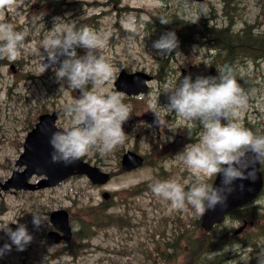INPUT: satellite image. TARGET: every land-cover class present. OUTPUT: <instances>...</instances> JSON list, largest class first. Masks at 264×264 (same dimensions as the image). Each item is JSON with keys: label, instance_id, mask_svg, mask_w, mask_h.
Segmentation results:
<instances>
[{"label": "rangeland", "instance_id": "374dc122", "mask_svg": "<svg viewBox=\"0 0 264 264\" xmlns=\"http://www.w3.org/2000/svg\"><path fill=\"white\" fill-rule=\"evenodd\" d=\"M78 1L82 3L80 9L74 10L79 15L72 18L83 19L97 15L96 21L87 25L99 34L105 41V46L101 51L105 59L113 69L112 82L104 86L106 93L115 92L114 82L122 66L131 70H143L149 73L153 72L157 77L150 85L154 90L153 95L138 100V103L126 104L129 108L135 106L139 111H147L150 108V98L155 100L159 97V103L164 106L168 103L167 95L164 94L168 88H175L185 76L191 75L193 81L196 77H209L206 51L193 48L190 55L180 53L176 56L172 54L170 66L167 73L160 80L158 74L159 55L153 48V42L160 39V34L156 27L147 29L145 21L149 19V14L156 12L157 9L167 5L172 11L179 14H185L187 21L193 20L196 23L200 18L213 17L220 25H226L228 15L226 11L233 13V19L237 21L235 27L241 28L246 23L254 24L260 30L264 29V0H230L229 6L234 8L225 9L227 0H203L200 4H206L208 7L207 16H200L198 6L185 8L186 0H65ZM36 0H20L16 10L0 13V22L7 15L9 23H12L17 30V26H22L21 30L26 32L24 44L20 56L16 60H11L10 64L0 65V184L12 179L16 172H21L16 166V162L23 152V142L31 123H34L41 107V103L55 101L57 108L65 109L68 103H72L79 98L80 92L67 89V82H64V90H60L61 84L57 82L54 72L47 75L43 73L42 60L43 50L42 41L46 36L51 35L49 31L53 28V23L46 24L43 19L37 21L33 19L35 12L31 5ZM73 17V16H69ZM87 23V22H86ZM48 29L46 30V28ZM62 31V28H61ZM179 51V50H178ZM80 56L85 55L84 49H77ZM251 62V67H249ZM241 64L243 69V78L239 75V80L247 86L243 87L249 94L247 106L240 111L239 122L243 125L245 119L255 121L264 119V61H249ZM23 66V68L19 67ZM22 70V71H21ZM164 70V69H163ZM26 73H29L28 75ZM187 73V74H186ZM30 75L33 80L27 79ZM214 75L215 76H218ZM46 76L44 79L43 77ZM49 87L55 88L46 99V90L43 83ZM239 83V82H238ZM59 91V92H57ZM59 94V96H58ZM54 96V97H53ZM58 96V97H57ZM57 98V99H56ZM63 107V108H61ZM163 112V109H158ZM138 114L140 112H137ZM169 120H175L174 114H170ZM188 122L181 120L179 122L178 132L183 133L184 127ZM58 125L62 128L70 127L71 121L62 113L59 117ZM124 131L128 125L123 126ZM143 127L142 130H140ZM148 126L145 123H131L128 134L137 136L139 150L143 153L149 151L151 139L166 144L162 138L164 135L173 136V133L160 130L156 133L147 131ZM175 134V135H176ZM189 144L186 142L184 146ZM133 141L125 148H130ZM118 145L112 152L106 155V165L111 168L117 166V152L121 149ZM105 155L97 153L96 150L90 151L84 157L92 158V162L104 159ZM109 155V158H108ZM150 159V157H149ZM103 164V161H101ZM162 168H153L145 166L142 169L132 173H119L105 188H97L92 185L86 177H73L62 184L52 188H46L35 192H16L14 189L9 191L0 190V247L10 240L4 228L16 221L28 227L29 232L34 236V241L23 252L13 250L10 254L0 258V264H57L59 260H72L73 257L66 253L67 244H58L55 250L48 254V247L53 245L45 240L46 232L51 228L49 214L58 208L70 210L72 225L78 228V222L81 219L82 224L87 217H92L94 213L98 214V223L100 228H96L91 235L90 246L79 254L80 264H148L147 251L154 249V244H161L163 238L175 236L180 230L191 229L194 220L199 215L189 206L183 210L171 208L170 202L156 197L150 188V185L159 180H176L184 184L185 190L188 189L195 177L188 171L182 159L178 156L176 160L168 159L159 161ZM160 175V178L158 177ZM16 177V176H15ZM40 177L34 176L31 182H38ZM213 177L207 178L206 182L210 185ZM188 181V184H185ZM144 182L139 195L135 197L128 196L129 189L136 191V187ZM17 183V182H14ZM149 185V187H148ZM117 191L115 203L123 197L128 196V205L111 208L110 211H98L100 203L104 202L103 191ZM106 203V202H105ZM264 205V195L257 202ZM107 204V203H106ZM40 213L47 216L45 227L37 231L32 225V214ZM94 212V213H93ZM108 215L112 222L107 223ZM124 215V216H121ZM121 219V222L118 221ZM113 225H112V224ZM111 224V225H110ZM242 225L241 222H234L231 218L211 231L212 236L229 234V238L235 235L244 238L254 229L253 226H244L235 232ZM127 226V227H125ZM13 230L17 225L10 224ZM119 227H124L119 229ZM98 229V230H97ZM197 238L203 236L201 228L196 229ZM172 241V240H170ZM236 241V240H235ZM183 244V243H182ZM243 247L249 246L242 244ZM250 246L254 249L248 255L255 259V252L259 251L258 245H264V236L254 241ZM47 256V259H44ZM180 261L186 257L185 254L178 253ZM238 259V257L236 258Z\"/></svg>", "mask_w": 264, "mask_h": 264}, {"label": "clouds", "instance_id": "9594fccd", "mask_svg": "<svg viewBox=\"0 0 264 264\" xmlns=\"http://www.w3.org/2000/svg\"><path fill=\"white\" fill-rule=\"evenodd\" d=\"M20 0H0V13L16 10ZM198 6L200 16H207L208 7L197 0H186L185 8ZM43 17H33L42 19ZM54 18V26L42 41L43 73L49 68L64 90H79L80 96L69 104L64 115L71 121V126L63 131L52 134L50 144L54 149L53 163L70 165L90 151L96 150L105 155L112 152L118 145L125 142L127 134L124 124L129 120V108L122 102L118 92L106 93L104 86L112 82L114 69L106 61L101 49L105 46L104 39L88 25L76 28L67 25L61 31V21ZM162 25L172 24L165 15L159 17ZM26 32L17 31L9 22H0V60H16L25 47ZM179 39L175 31L164 33L153 42V48L162 58L180 55ZM84 49L85 55L80 56L77 49ZM63 58V59H62ZM59 64V67L54 65ZM251 67V62H249ZM218 76H198L195 81L191 75L185 76L175 88H168L164 93L168 103L162 106L159 97L150 98V108L154 121L150 127L167 130L173 136L164 135L166 143L174 141L181 120L191 124L198 122L201 131L195 143L185 146L178 158L182 159L188 171L195 177L187 190L184 184L176 180L155 181L150 185L152 193L170 202L171 208L185 209L191 207L195 214L204 216L209 210L215 211L217 206H226L229 196L235 191V182L257 179L259 169H264V135L257 134L239 122L241 109L248 103L249 94L237 81V74L243 78L244 71L239 72L232 66L225 65L217 69ZM163 109V112L158 110ZM174 114L175 120L168 115ZM222 121H226L223 123ZM191 139V137H189ZM221 177V187H212L207 178ZM185 181V184H188ZM243 190L244 185H240ZM255 203V202H254ZM47 216L40 213L32 214V225L39 231L47 224ZM17 225L16 230L9 227ZM4 228L10 243L0 247V258L10 254L15 246L23 252L34 241L28 227L19 221L10 223ZM57 245L48 247V254ZM255 252L257 264H264V245H258ZM250 246L245 248L238 242L226 245L223 249L209 252L207 259L223 257L231 252L238 257L227 261V264H250L253 252ZM47 259V256L44 258ZM57 264H60L58 261Z\"/></svg>", "mask_w": 264, "mask_h": 264}, {"label": "trees", "instance_id": "16d2710c", "mask_svg": "<svg viewBox=\"0 0 264 264\" xmlns=\"http://www.w3.org/2000/svg\"><path fill=\"white\" fill-rule=\"evenodd\" d=\"M76 6L79 5L65 0H38L33 5L36 17L39 15L62 17L75 9ZM162 15L168 16L173 21L172 24L162 25L159 21V17ZM229 18L230 20L232 19L231 16ZM146 24L147 26L157 27L163 34L175 31L179 39V47H181L183 52H188L191 45L196 42L213 48L214 54L210 63L213 71L225 65L232 66L238 71L240 63L247 58L264 59V30L253 29L251 25L240 30H233L231 26L222 28L210 27L206 22L200 20L195 33L188 28L189 23L185 21L184 15H180L177 11H169L166 8L159 9ZM214 29H218L216 34L212 33ZM194 35H198L199 38L196 39ZM6 62V59L0 60L1 64ZM164 62L166 64L167 60L161 58L160 63L163 64ZM262 127L264 132V125ZM247 210L246 212L238 211L234 215L237 214L241 219L253 222L256 235H254L253 231L251 235L257 240L258 236L264 235V210L260 211L259 207H252ZM197 224L199 225V221H197ZM204 236L194 238L193 232H187L185 235L187 247L183 249L186 257L180 264H222L219 257L211 260L207 259V254L215 252L219 244L216 239H213L214 237L210 238V234L205 233ZM249 243L252 244L253 241H249ZM181 247L182 245L174 243V252L180 253L182 251ZM172 258L170 254L165 257L167 261Z\"/></svg>", "mask_w": 264, "mask_h": 264}, {"label": "water", "instance_id": "95a60500", "mask_svg": "<svg viewBox=\"0 0 264 264\" xmlns=\"http://www.w3.org/2000/svg\"><path fill=\"white\" fill-rule=\"evenodd\" d=\"M43 63H48V61L45 60ZM58 65L59 64L54 65V67ZM131 77L132 75L122 72L117 82L119 89L124 90V87H122L121 84L126 81V79H131ZM56 119V112L43 114L39 117V122L26 137L24 143V153L21 155V158L18 161L20 166L26 165V169L22 173H15L16 177L7 181L5 185H2L3 189L14 187L17 190H36L55 185L73 174H87L94 183L106 182L108 178L107 175L100 173L96 167H92L91 165L80 160L70 165H65L62 162H52V154L54 149L50 144V140L53 133L62 131L56 127ZM129 158H131V165L127 168L134 167L138 164L134 156H130ZM259 167L260 166L257 164L256 168L258 169V173L255 182H252L251 180L236 181V191L231 196H229L227 205L217 206L215 211L209 210L204 216H202V225L206 230H210L215 223L221 222L224 218V215L228 211L238 206L244 205L259 193L263 184ZM34 174L45 175L47 179L42 180L38 184L29 183L27 180ZM221 181L222 176L217 177L213 187H221ZM241 184L244 185L243 190L240 188ZM51 220L59 230L67 233L66 238L69 239L70 229L68 225L67 212L63 210L56 211L51 214ZM49 238L54 242L59 240L54 234H51Z\"/></svg>", "mask_w": 264, "mask_h": 264}, {"label": "bare ground", "instance_id": "6f19581e", "mask_svg": "<svg viewBox=\"0 0 264 264\" xmlns=\"http://www.w3.org/2000/svg\"><path fill=\"white\" fill-rule=\"evenodd\" d=\"M232 22H233V24H236V23H237V21H236L235 19H233ZM217 30H218V29H217ZM217 30L214 29V30L212 31V33H213V34H216V33H217ZM240 64H241V63H240Z\"/></svg>", "mask_w": 264, "mask_h": 264}]
</instances>
